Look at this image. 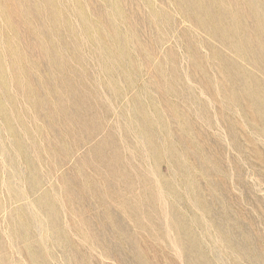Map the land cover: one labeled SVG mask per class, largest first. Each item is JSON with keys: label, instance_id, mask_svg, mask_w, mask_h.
I'll return each mask as SVG.
<instances>
[{"label": "rangeland", "instance_id": "rangeland-1", "mask_svg": "<svg viewBox=\"0 0 264 264\" xmlns=\"http://www.w3.org/2000/svg\"><path fill=\"white\" fill-rule=\"evenodd\" d=\"M0 264H264V0H0Z\"/></svg>", "mask_w": 264, "mask_h": 264}]
</instances>
